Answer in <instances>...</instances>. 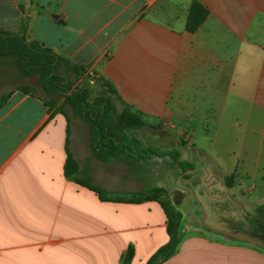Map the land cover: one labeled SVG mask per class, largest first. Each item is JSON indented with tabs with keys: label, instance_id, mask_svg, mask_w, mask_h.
Listing matches in <instances>:
<instances>
[{
	"label": "crops",
	"instance_id": "0c3cea01",
	"mask_svg": "<svg viewBox=\"0 0 264 264\" xmlns=\"http://www.w3.org/2000/svg\"><path fill=\"white\" fill-rule=\"evenodd\" d=\"M193 1L208 17L189 33ZM0 30L111 83L116 107L142 116L133 135L144 146L180 149L191 166L200 159L206 202L264 204V0H0ZM11 66L0 57V98L9 94L0 106V264H122L129 249L130 264H145L169 241L160 204L101 200L66 177L67 156L79 179L109 196L142 192L135 173L173 161L128 152L98 160L83 121L7 85ZM110 168L124 169L123 185L112 186ZM210 213L203 230L181 222L165 264H264L257 238Z\"/></svg>",
	"mask_w": 264,
	"mask_h": 264
},
{
	"label": "trees",
	"instance_id": "16d2710c",
	"mask_svg": "<svg viewBox=\"0 0 264 264\" xmlns=\"http://www.w3.org/2000/svg\"><path fill=\"white\" fill-rule=\"evenodd\" d=\"M207 17L208 12L202 4L193 1L186 20V31L195 32ZM0 57L12 59L22 78H36L33 86L20 85L17 87L18 90L25 94L37 95L46 106L66 117L68 112H71L88 126L91 135L90 148L98 160L106 161L128 152L134 160H144L150 156L169 157L183 173L192 170L190 164L179 160V151H161L146 147L133 135L134 131L144 128L146 124L142 116L130 106L124 104L121 110L116 107L115 102L120 99L113 85L107 80L86 76L85 69L70 63L37 42L27 41L23 33L16 34L0 30ZM75 83H78L79 87L76 88ZM37 88L46 97L32 92L31 89ZM8 96L9 94L0 98V106L5 104ZM78 169L77 161L68 153L64 168L66 177L95 192L101 200L128 203L157 201L166 217L169 241L145 264H165L175 254L179 245L178 232L182 217L176 207L164 197L167 194L164 189L154 187L144 192L134 193L129 198L109 196L101 187L79 179ZM187 176L184 175V178ZM131 259L132 251L129 249L123 256L122 264H130Z\"/></svg>",
	"mask_w": 264,
	"mask_h": 264
},
{
	"label": "rangeland",
	"instance_id": "374dc122",
	"mask_svg": "<svg viewBox=\"0 0 264 264\" xmlns=\"http://www.w3.org/2000/svg\"><path fill=\"white\" fill-rule=\"evenodd\" d=\"M5 76L8 81L7 85L13 89H16L17 86L23 84L33 86L36 81V78H22L14 66H11L9 70H5ZM71 80H73L72 77ZM75 87L77 88L79 85L75 83ZM31 90L35 94L45 96L39 88ZM68 115L71 119L77 118L71 112H68ZM178 151L180 152V160L181 150L179 149ZM200 162L201 161L198 157H193L192 166L198 169L193 172L191 180H188L190 178L188 177L189 175L187 178H184L187 171L183 173L177 165L169 167L162 166L158 170L148 167V169H141L140 171H137L135 175L141 177V185L139 187L140 189L142 188V192L154 187L158 188V186L164 188L167 192L164 197L172 206L176 207L177 211L181 214V222L185 227L196 224L201 230H203L204 227L209 228L208 226L211 223L212 214L210 212L213 211L215 212L214 215L217 218L218 223L221 222L222 224H227L230 228L244 229L252 234V237L259 240L257 243H259L260 246H264V204L256 201H250L248 203L246 199L243 202H240L239 197H229V199L223 202L221 206L219 204L206 202L207 188L204 183L206 173L200 170ZM123 170L124 169L121 168L109 169L113 179L112 186L118 187L124 184L123 178L126 173ZM173 190H178L182 193V195L175 193ZM114 194V197L119 198H129L133 195V193ZM242 206H244L249 213L254 215L252 219L245 217L246 215ZM215 209H219L221 213H216ZM206 212H208V214L210 213L208 218L206 216ZM212 236L213 235H210L209 238H212ZM231 236L236 238L235 233H232ZM228 239L229 242L232 241L231 237H228ZM234 243H236V241H234Z\"/></svg>",
	"mask_w": 264,
	"mask_h": 264
},
{
	"label": "built area",
	"instance_id": "2783aa9c",
	"mask_svg": "<svg viewBox=\"0 0 264 264\" xmlns=\"http://www.w3.org/2000/svg\"><path fill=\"white\" fill-rule=\"evenodd\" d=\"M165 126H166V127L168 126V127L174 128V126H173V125L166 124V123H165ZM185 136H186V134H185ZM188 139H189V138H187V140H188Z\"/></svg>",
	"mask_w": 264,
	"mask_h": 264
}]
</instances>
